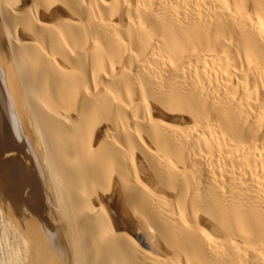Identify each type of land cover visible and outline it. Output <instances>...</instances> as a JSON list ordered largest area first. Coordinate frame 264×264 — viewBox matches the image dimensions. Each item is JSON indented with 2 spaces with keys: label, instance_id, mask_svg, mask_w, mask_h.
Here are the masks:
<instances>
[{
  "label": "bare ground",
  "instance_id": "bare-ground-1",
  "mask_svg": "<svg viewBox=\"0 0 264 264\" xmlns=\"http://www.w3.org/2000/svg\"><path fill=\"white\" fill-rule=\"evenodd\" d=\"M0 264H264V0H0Z\"/></svg>",
  "mask_w": 264,
  "mask_h": 264
}]
</instances>
